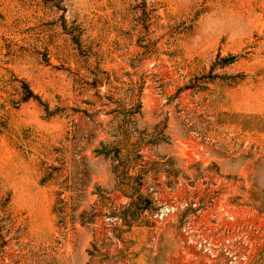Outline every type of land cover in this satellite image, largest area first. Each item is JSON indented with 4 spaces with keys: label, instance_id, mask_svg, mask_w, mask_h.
Returning <instances> with one entry per match:
<instances>
[{
    "label": "rangeland",
    "instance_id": "rangeland-1",
    "mask_svg": "<svg viewBox=\"0 0 264 264\" xmlns=\"http://www.w3.org/2000/svg\"><path fill=\"white\" fill-rule=\"evenodd\" d=\"M186 221L264 264V0H0V264H208Z\"/></svg>",
    "mask_w": 264,
    "mask_h": 264
},
{
    "label": "built area",
    "instance_id": "built-area-1",
    "mask_svg": "<svg viewBox=\"0 0 264 264\" xmlns=\"http://www.w3.org/2000/svg\"><path fill=\"white\" fill-rule=\"evenodd\" d=\"M199 202L192 203L193 207H197ZM189 206L188 202L182 205L164 204L154 214L157 220H166L176 214L179 207L185 208ZM200 209V208H199ZM198 211L197 214H200ZM229 220L233 221L234 216L229 215ZM239 227L224 226L214 235L207 234L202 228L196 229L191 222L186 221L182 227L187 242L196 246L198 254L204 256L208 260V264H247L248 252L246 250L249 243V236L240 232ZM245 246V247H244ZM190 264H196L191 262Z\"/></svg>",
    "mask_w": 264,
    "mask_h": 264
},
{
    "label": "crops",
    "instance_id": "crops-1",
    "mask_svg": "<svg viewBox=\"0 0 264 264\" xmlns=\"http://www.w3.org/2000/svg\"><path fill=\"white\" fill-rule=\"evenodd\" d=\"M215 222H217V220Z\"/></svg>",
    "mask_w": 264,
    "mask_h": 264
}]
</instances>
